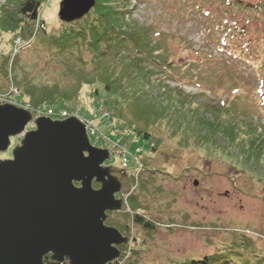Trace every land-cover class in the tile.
<instances>
[{"label":"rangeland","instance_id":"374dc122","mask_svg":"<svg viewBox=\"0 0 264 264\" xmlns=\"http://www.w3.org/2000/svg\"><path fill=\"white\" fill-rule=\"evenodd\" d=\"M20 1L0 0V104L31 111L29 93L40 99L56 88L45 103L83 121L90 143L110 152L104 166L131 179L127 209L107 213L105 224L130 238L118 247L126 256L109 264H180L219 251L256 264L253 248L264 258V100L254 90L264 72V40L247 59L221 40L227 23L264 34V18L220 7L219 0H111L146 34L139 32V47L127 53L129 68L108 55L95 68L85 42L54 44L96 25L93 9L63 24L61 0H38L42 22L24 19L18 31L7 30L2 21ZM104 81L118 92L106 93ZM70 93L76 94L64 100ZM22 137L10 138L0 160L11 158ZM131 208L152 231L132 223Z\"/></svg>","mask_w":264,"mask_h":264},{"label":"water","instance_id":"95a60500","mask_svg":"<svg viewBox=\"0 0 264 264\" xmlns=\"http://www.w3.org/2000/svg\"><path fill=\"white\" fill-rule=\"evenodd\" d=\"M95 0H61L57 17L82 19ZM34 128L25 131L28 124ZM23 137L0 160V264H109L123 254L125 237L105 224L108 212H124L131 184L94 147L76 116L63 120L33 116L13 104H0V153L10 138ZM98 187H93V184ZM118 196V197H117Z\"/></svg>","mask_w":264,"mask_h":264},{"label":"trees","instance_id":"16d2710c","mask_svg":"<svg viewBox=\"0 0 264 264\" xmlns=\"http://www.w3.org/2000/svg\"><path fill=\"white\" fill-rule=\"evenodd\" d=\"M106 1L96 0V4L92 8L93 10H91V12L95 13L96 15L94 19L96 20L99 19V21H95V23H97L96 25L89 26V27L83 26L82 28L83 31L77 32V37H75L72 33L67 34V35L63 34L61 37L57 38L54 44L56 45L57 49L58 48L65 49L66 47L74 46L79 41L82 43L85 42L87 46L91 49V51L94 52L95 57L97 58V59L94 58L95 68L100 66L99 64L101 63V56H106V55H108L110 59H116L118 57V60H119L121 58L120 59V61L122 62L121 66L123 67L124 65L128 64L127 68H129V63H132V61H128L127 53H131L130 52L131 50L136 49V45H137L136 42L140 39L138 37L139 32L145 33V31L143 30L140 31V29H135L134 24H132L131 22L127 23L125 19L127 13L123 12L120 9H117L114 5L112 6V4H109L111 0H106ZM219 2H220L219 3L220 7L229 6L231 9L234 8L235 10H242V11H246L249 13H253L254 17L260 16L259 18H261V22H263L262 19L264 18V16H261V15H264V0H252V1L250 0H219ZM39 7H40V2L38 0H21L19 4L17 5L14 14L12 12L6 14L5 20L2 21L4 28H6L7 30L13 29V31H18L20 28L19 25L21 21L23 22L24 19H27L26 23H31V24H33L34 22H38V23L42 22L39 20ZM91 12L88 15H90ZM3 17L4 16H1V19ZM85 17L86 16H84V18ZM63 24H66V23H63ZM219 25L220 24H218V26ZM237 25H238L237 23H234L233 25L227 23L225 34L221 38V40H225V42L228 45H231L232 48L238 49L237 53L235 54L236 57L237 55L241 58H246V59L255 57L253 55L256 54L257 51H262L261 46H259V44H261L260 42L264 40V34H257L255 37H253L252 34L249 33L247 30L245 32L244 27H238ZM43 28L40 29V31L45 33V30ZM33 33H34L33 31L30 32L31 35H33ZM87 36L90 37L88 42H86ZM251 36L254 39L251 38ZM18 38L19 37L15 35L14 41H16ZM101 41H105L104 43L105 46L103 47L104 49L103 51L101 48ZM255 43L257 44L255 45ZM20 45H22V43ZM254 45L259 48H255ZM137 46L139 47V45ZM262 55L264 56V52L262 53ZM12 57L13 55L11 56V59ZM9 59H10V56H9ZM13 61L14 59H12V63L10 65V72H11V66L13 64ZM99 80H102V79H99ZM257 82L258 83L254 89L256 90L255 95L260 97L262 100H264V72H263V76H261ZM102 85H103V90L108 94L114 95L116 91L118 92V88L113 86V84L108 81L107 82L104 81V84ZM55 89L56 88H54V90ZM119 90L121 94H123L125 88L123 89V91H121L120 88ZM52 92L51 90H48L47 92L43 91V93L45 94L44 96L45 99L43 98V96L40 99H35L33 94L29 93V96L31 97V100L33 102L32 104L35 106L33 110H37L38 108L36 107H39L41 104L45 103L48 97L53 98L54 95H56V92L55 91L54 93ZM75 94L76 93H73V94L70 93L68 96L65 95L63 99L66 101H69ZM58 97L60 96L58 95ZM260 103L263 104L264 101L260 100ZM45 104H46L45 109L53 108L56 106V105L52 106L49 104L47 105V103ZM62 107L67 108L66 105ZM143 134H144V137L147 138L148 135L146 133H143ZM93 186L98 187V185L95 183L93 184ZM131 210L133 211L131 215V220L133 224L138 225L147 231L153 230L154 227L149 221L144 220L140 215H138L137 213H134L135 210L133 208H131ZM243 244H247V242L245 241ZM251 251L252 252L250 253L254 254V256L252 257H255L258 259L256 261V264H264V258L261 254L259 255L258 253L259 251L256 250L255 248H253ZM228 255H229V251H221V252L219 251L218 255H214V254L207 255L201 259H197V260L192 259L190 261L183 262L180 264H239L238 262L229 258ZM44 263L45 264H58L56 262H49L47 257L44 258Z\"/></svg>","mask_w":264,"mask_h":264},{"label":"built area","instance_id":"2783aa9c","mask_svg":"<svg viewBox=\"0 0 264 264\" xmlns=\"http://www.w3.org/2000/svg\"><path fill=\"white\" fill-rule=\"evenodd\" d=\"M20 39H17V45H20ZM17 50L15 49V52ZM28 109H30V106H27ZM34 111V115L35 116H45V117H49L51 119H54L53 117H55L56 119H65L67 118L69 115L65 112V111H57L55 112L53 109L49 108V109H41V110H33L31 109V112L33 113Z\"/></svg>","mask_w":264,"mask_h":264},{"label":"flooded vegetation","instance_id":"af4514ba","mask_svg":"<svg viewBox=\"0 0 264 264\" xmlns=\"http://www.w3.org/2000/svg\"><path fill=\"white\" fill-rule=\"evenodd\" d=\"M131 179L129 178V181H130ZM131 184V183H130ZM118 197V196H117Z\"/></svg>","mask_w":264,"mask_h":264},{"label":"bare ground","instance_id":"6f19581e","mask_svg":"<svg viewBox=\"0 0 264 264\" xmlns=\"http://www.w3.org/2000/svg\"><path fill=\"white\" fill-rule=\"evenodd\" d=\"M68 117H70V116H68ZM68 117H67V118H68ZM65 119H66V118H65Z\"/></svg>","mask_w":264,"mask_h":264}]
</instances>
